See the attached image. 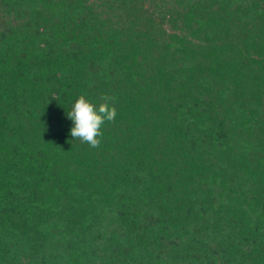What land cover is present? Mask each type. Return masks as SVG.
<instances>
[{
    "label": "trees",
    "instance_id": "1",
    "mask_svg": "<svg viewBox=\"0 0 264 264\" xmlns=\"http://www.w3.org/2000/svg\"><path fill=\"white\" fill-rule=\"evenodd\" d=\"M0 264H264V0H0Z\"/></svg>",
    "mask_w": 264,
    "mask_h": 264
},
{
    "label": "clouds",
    "instance_id": "2",
    "mask_svg": "<svg viewBox=\"0 0 264 264\" xmlns=\"http://www.w3.org/2000/svg\"><path fill=\"white\" fill-rule=\"evenodd\" d=\"M100 100L99 105H96L81 95L67 112L68 119L74 123L70 130L71 137L92 148L100 146L105 123L114 121L117 116V110L112 103L115 97L105 94Z\"/></svg>",
    "mask_w": 264,
    "mask_h": 264
}]
</instances>
